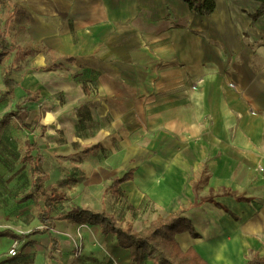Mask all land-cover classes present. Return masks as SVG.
<instances>
[{"label":"crops","instance_id":"crops-1","mask_svg":"<svg viewBox=\"0 0 264 264\" xmlns=\"http://www.w3.org/2000/svg\"><path fill=\"white\" fill-rule=\"evenodd\" d=\"M259 6L252 0H214L213 12L202 16L183 0H14L25 21L26 46L15 44L22 50L9 55L10 79L19 86H4V67L0 80L13 100L26 92L37 98L21 106L24 124L32 127L3 115L0 136L13 137L18 123L26 132L23 156L35 143L49 182L47 154L37 139L67 134L79 118L84 135L76 138L79 143L54 149L61 156L87 157L73 163L77 170L70 166L63 179L52 176L65 180L75 173L72 183L82 178L61 191L64 200L76 195L77 207L110 215L135 233L179 214L197 235L177 234L181 250L193 249L207 264H264V14L255 17ZM23 156L29 181L18 194L16 216L14 181L21 178L14 170L0 173V232L17 236L41 228L35 202L22 201L31 186ZM124 174L131 179L118 194L110 193L108 187ZM33 217L38 226L30 230ZM58 217L52 212L49 231L58 250L52 251L43 233L22 240L5 234L0 264H135L113 235ZM14 241L22 246L11 257ZM143 264L154 262L147 258Z\"/></svg>","mask_w":264,"mask_h":264},{"label":"trees","instance_id":"trees-1","mask_svg":"<svg viewBox=\"0 0 264 264\" xmlns=\"http://www.w3.org/2000/svg\"><path fill=\"white\" fill-rule=\"evenodd\" d=\"M188 4L189 9L198 15L207 16L214 10V0H183ZM259 3V9L255 17H260L264 14V0H252ZM2 2H0L1 4ZM13 6V11L9 16L8 25L0 29V65L5 58L13 52H19L21 47L8 42V26L14 22V15H17L16 22H19V15L22 17V11ZM15 11V12H14ZM14 71V61L3 69V84L6 88L13 90L17 88L18 83H14L10 76ZM36 94L26 92L14 109L3 116V119L14 116L21 125L31 128L33 123L25 125L21 118V113L24 109L22 105L28 102L36 101ZM96 146L85 149L84 153H88L95 149ZM36 150L35 155L33 151ZM22 160L29 165V173L31 179V186L29 192L22 197L24 200H33L37 204L36 215L41 228L31 231L25 236L13 235L7 231L0 232V236L12 235L14 240H22L29 235L43 233L50 237L49 231L53 229L52 212L53 203L63 201L65 196L57 188L48 184V176L43 170L44 158L37 150L36 144L28 145ZM131 174H124L120 178H116L108 187V191L112 194H118V187L131 179ZM58 220H67L76 224L88 223L99 228L100 232L111 234L117 240L118 246L122 249L128 250L130 260L135 264H143L145 259H150L154 264H207L193 249L186 251L181 250L175 240L177 234L188 232L192 237H197L193 227L185 218L176 215H170L165 220L158 219L152 222L149 229L143 233H135L130 228H123L116 219L104 213H96L83 208L76 207L70 212L61 215ZM52 251H56L58 243L50 237Z\"/></svg>","mask_w":264,"mask_h":264},{"label":"rangeland","instance_id":"rangeland-1","mask_svg":"<svg viewBox=\"0 0 264 264\" xmlns=\"http://www.w3.org/2000/svg\"><path fill=\"white\" fill-rule=\"evenodd\" d=\"M0 2H2L0 4V27L2 28L5 21L8 19L11 12L13 11L12 5H14V0H0ZM14 23H12L10 27L8 28L7 40L10 43L19 44L25 47L26 41L25 39L21 38L23 37L21 28L25 27V21L23 18L20 17V25H16L17 23L15 24ZM11 62H12V56H9L8 58L2 61V64L0 65V76H1V69L3 67L9 66ZM11 92L12 91L6 89L2 85V82L0 80V119L3 115H5L6 113L14 109V106L16 105V103H18V98H16V96L14 97V100L12 99L14 95H12ZM79 125H80V120L78 118V124L67 134H64V133L57 134L53 136L52 139L46 136H45V140L37 139L40 151L41 152L43 151L47 154V163H46L47 167L45 168V170L48 172L49 175H51V177L49 176L50 179L48 183L53 185V187L57 188L60 192L64 191L66 189V186L71 188L72 186L71 184L73 185L80 184V182L82 181V178H81L79 180L77 179L75 181L76 183L75 182L72 183L73 181L71 179L76 178L75 173L72 175L71 179L67 178L65 180H55V179H58L57 177L55 179H52V176L54 175V173L58 174V177H60V179H63L62 176H65L64 173H66L67 169L70 168V166H71V169L75 171L77 170L75 166H72L73 163H76L83 159H87V157L83 158L84 154L82 152H77V153L71 152L72 154L68 153L70 154V155L67 154L68 156H61L60 154H57L56 152H54L55 147H59L58 148L59 150V149H65L64 144L71 146V144L76 145V143H79L76 138H82V136H84L82 134V131L79 130ZM1 127L2 126L0 124V128ZM0 133H1V129H0ZM88 136L89 135H85L86 138H89ZM25 138H26V132L22 128H20V126L16 122H14L13 137L6 138V136H0V164L3 163L1 164L3 166L2 168L3 171L1 170L0 173L3 172V174L5 173L10 174L14 170V176H19L21 178L18 181H14V196H15L14 214L15 216L17 215L16 212L18 211V208L20 207V202H19L20 195L18 194L24 188L26 189V187L28 186V181H29V178L26 172V169H27L26 164L20 162V158L23 156V151H24L23 143H24ZM30 138L31 140H33L32 136ZM13 139H14V148H12L13 144L11 142ZM54 142H56V145L53 144ZM49 149H52V150L49 151ZM12 162H14V169L11 168ZM74 196H70V197H67L63 201L53 203V215L55 217L61 216L67 213L69 210L77 207V204H79L78 199L80 198L77 199ZM86 208H91V207L87 206ZM36 209H37V204L34 203V212ZM35 218L36 217L32 218V221L35 222L34 226L30 225L28 229L31 230L32 228H35L38 226L37 222L35 221L36 220ZM29 222L31 224V221ZM16 232L25 233V231H21V230H18ZM65 234L66 233H63V235ZM76 235H77V231L75 232V236ZM65 237H67L70 240L72 238V236L69 233ZM17 243L19 244V251H18V254H19L22 244L20 243V241H17ZM39 245H40V250L46 253L47 251V247L45 246L46 244L41 242Z\"/></svg>","mask_w":264,"mask_h":264},{"label":"built area","instance_id":"built-area-1","mask_svg":"<svg viewBox=\"0 0 264 264\" xmlns=\"http://www.w3.org/2000/svg\"><path fill=\"white\" fill-rule=\"evenodd\" d=\"M260 171H262V169H260ZM19 251V244L17 243V241H14L8 251V255L11 257H15L18 254Z\"/></svg>","mask_w":264,"mask_h":264}]
</instances>
